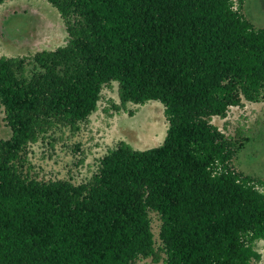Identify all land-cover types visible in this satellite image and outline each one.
<instances>
[{"label": "trees", "instance_id": "trees-1", "mask_svg": "<svg viewBox=\"0 0 264 264\" xmlns=\"http://www.w3.org/2000/svg\"><path fill=\"white\" fill-rule=\"evenodd\" d=\"M47 1L66 42L28 61L0 56L12 132L0 139V264H257L264 193L230 165L243 142L211 122L264 99V27L243 16V0ZM112 82L113 110L163 104V142L119 141L86 183L30 176L27 145L56 127L77 130Z\"/></svg>", "mask_w": 264, "mask_h": 264}, {"label": "rangeland", "instance_id": "rangeland-1", "mask_svg": "<svg viewBox=\"0 0 264 264\" xmlns=\"http://www.w3.org/2000/svg\"><path fill=\"white\" fill-rule=\"evenodd\" d=\"M233 3L237 7L238 0ZM240 12L254 28L264 27V9L251 6V0H243ZM66 39L64 22L47 0H5L0 4V56H23L28 61L35 52L54 50ZM26 67L28 72L34 68L32 63ZM111 102H119L116 82L102 87L96 110L78 124L77 130L56 127L29 143L25 171L45 181L86 183L98 172L100 159L119 141L138 150L163 142L168 123L162 103L157 100L143 104L128 102L125 109L116 111L111 108ZM211 122L233 141L243 142L230 165L242 176H251L256 188L264 193V99L257 102L243 99L241 105L230 107L224 118L214 116ZM11 133L0 105V139L9 138ZM149 215L158 245L161 221L155 212ZM254 248L261 254L257 264H264V239L257 240ZM133 264L165 263L162 259L155 262L140 258Z\"/></svg>", "mask_w": 264, "mask_h": 264}, {"label": "built area", "instance_id": "built-area-1", "mask_svg": "<svg viewBox=\"0 0 264 264\" xmlns=\"http://www.w3.org/2000/svg\"><path fill=\"white\" fill-rule=\"evenodd\" d=\"M235 7V6H234Z\"/></svg>", "mask_w": 264, "mask_h": 264}]
</instances>
